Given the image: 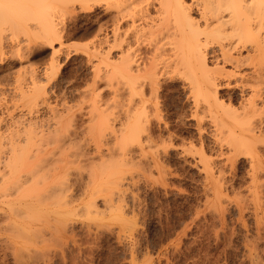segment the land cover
<instances>
[{"label": "bare ground", "instance_id": "6f19581e", "mask_svg": "<svg viewBox=\"0 0 264 264\" xmlns=\"http://www.w3.org/2000/svg\"><path fill=\"white\" fill-rule=\"evenodd\" d=\"M78 5L85 10L102 8L103 13L95 19L97 39L87 53L91 60L96 57L105 63V75L101 69L99 72L109 86L116 85L117 118L123 127L118 129L116 124L115 130L114 121H110L111 125L108 114L106 121L97 107L92 112L88 110L92 122L80 125V111L72 112L70 105L58 111L52 104L54 89L41 84L40 71L30 67L18 70L14 77L19 83H14L20 89H10L3 81L6 71L0 67V82L4 84H0V220L7 217L18 226L32 211L45 216L75 212L64 188L58 195L56 184L44 181L50 178L40 173L44 168H82L80 162L84 159L95 167L123 168L124 164L135 163L131 156L136 150L141 149L139 155L143 156L146 147L161 156L151 124L156 120L163 123L156 98L162 78L169 72L183 79L192 100V116L198 118L199 126L206 116L221 126V130L215 127L220 131L219 137L216 131L218 155L211 158L202 151L199 156L207 176L217 174L221 180L230 156L249 155L246 191L262 198L264 184L259 179L264 176L260 148L264 145V0H0V22L31 32L50 48L59 43V53L65 23L57 27L51 16L57 8L73 11ZM27 46L30 53L35 52L31 43ZM49 69L45 70L47 76ZM220 87L238 88L239 105H227L221 99ZM225 135L229 137L224 142L229 146L227 152L222 148ZM115 154L122 156V161L110 164L108 157ZM155 155L148 158L151 168L162 163ZM220 165L224 166L217 168ZM39 180L44 182L40 184ZM216 194L223 198L220 186ZM86 205L90 209L99 207L95 198Z\"/></svg>", "mask_w": 264, "mask_h": 264}, {"label": "rangeland", "instance_id": "374dc122", "mask_svg": "<svg viewBox=\"0 0 264 264\" xmlns=\"http://www.w3.org/2000/svg\"><path fill=\"white\" fill-rule=\"evenodd\" d=\"M74 10L57 8L51 16L57 27L65 25L59 53V43L50 48L31 32L0 22V61L6 57L0 67L6 71L2 72L7 76L5 87L20 89L16 85L19 80H15L17 71L35 68L40 71L41 84L54 89L51 100L58 111L65 105L72 106V112L80 111L77 122L83 125L90 120L88 110L97 107L103 115H109L106 121H114L113 128L118 130L123 126L117 118L116 85L107 84L105 63L96 57L91 60L87 53L97 39L95 19L103 13L102 8L85 10L78 5ZM30 43L33 53L28 51ZM48 67L49 76L45 74ZM170 73L162 78L156 98L163 123L154 118L151 124L157 139L153 138L157 142L154 148L161 153L156 155L162 163L151 168L148 158L155 151L146 147L143 156L148 157H140L141 149L131 156L132 163L144 159L142 165L103 168L106 165L95 167L84 159L82 168H44L40 173L50 177L44 181L56 184L58 195L64 188L75 212L45 216L32 211L24 215L19 227L10 218H1L0 264H264V196L258 200L246 191L251 156H230L221 180L217 174L207 176L199 156L202 151L211 158L218 155L216 137L221 126L209 116L199 126L198 118L192 116V100L183 79ZM21 83L19 86L24 87L27 82ZM219 90L227 105H239L238 88ZM228 139L227 135L222 139L226 152ZM108 159L110 164H119L122 156L115 154ZM45 169L54 171L53 175ZM262 177L259 181L264 184ZM217 185L222 199L217 197ZM94 198L99 207L90 209L86 204Z\"/></svg>", "mask_w": 264, "mask_h": 264}, {"label": "snow or ice", "instance_id": "6c2138e0", "mask_svg": "<svg viewBox=\"0 0 264 264\" xmlns=\"http://www.w3.org/2000/svg\"><path fill=\"white\" fill-rule=\"evenodd\" d=\"M260 148H261V151H264V145H261Z\"/></svg>", "mask_w": 264, "mask_h": 264}]
</instances>
